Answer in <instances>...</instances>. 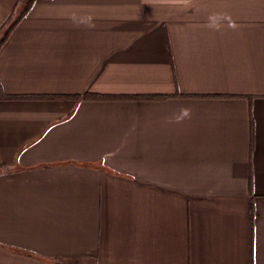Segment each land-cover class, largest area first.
Instances as JSON below:
<instances>
[{"label": "crops", "instance_id": "1", "mask_svg": "<svg viewBox=\"0 0 264 264\" xmlns=\"http://www.w3.org/2000/svg\"><path fill=\"white\" fill-rule=\"evenodd\" d=\"M0 84V264H264V0H30Z\"/></svg>", "mask_w": 264, "mask_h": 264}, {"label": "trees", "instance_id": "2", "mask_svg": "<svg viewBox=\"0 0 264 264\" xmlns=\"http://www.w3.org/2000/svg\"><path fill=\"white\" fill-rule=\"evenodd\" d=\"M17 7H19V10L16 14H13L9 16L7 21L2 25V28L0 29L1 36H0V46L3 44V42L7 39L10 31L15 26L17 21L28 11L30 6V0H17L16 3ZM16 98V97H37V96H29V95H8L3 92L0 84V98ZM45 97V96H40ZM76 99H98V98H104V97H132V98H144V99H150V98H156V97H162L158 95H137V96H113V95H103L99 93H93V92H87L82 95H75Z\"/></svg>", "mask_w": 264, "mask_h": 264}]
</instances>
